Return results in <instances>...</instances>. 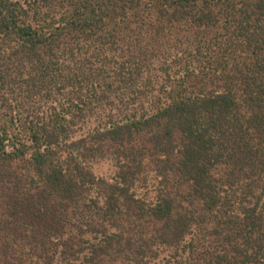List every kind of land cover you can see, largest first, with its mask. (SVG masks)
Listing matches in <instances>:
<instances>
[{"label": "trees", "instance_id": "16d2710c", "mask_svg": "<svg viewBox=\"0 0 264 264\" xmlns=\"http://www.w3.org/2000/svg\"><path fill=\"white\" fill-rule=\"evenodd\" d=\"M160 248L264 264V0H0V264Z\"/></svg>", "mask_w": 264, "mask_h": 264}, {"label": "rangeland", "instance_id": "374dc122", "mask_svg": "<svg viewBox=\"0 0 264 264\" xmlns=\"http://www.w3.org/2000/svg\"><path fill=\"white\" fill-rule=\"evenodd\" d=\"M93 170L96 175L102 176L105 178H110L114 176L115 174V168L113 164L110 161H99L93 164ZM168 249H159V258L156 257L155 259H146L143 264H168V260L170 259V253ZM60 264H90L88 261L84 259L83 256H81L78 260L73 261H65ZM118 264H125L121 263L120 260L118 261Z\"/></svg>", "mask_w": 264, "mask_h": 264}]
</instances>
